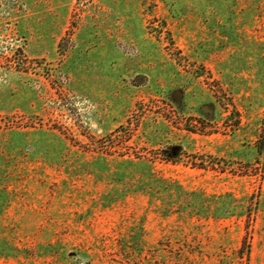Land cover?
<instances>
[{
    "label": "rangeland",
    "instance_id": "rangeland-1",
    "mask_svg": "<svg viewBox=\"0 0 264 264\" xmlns=\"http://www.w3.org/2000/svg\"><path fill=\"white\" fill-rule=\"evenodd\" d=\"M0 264H264V0H0Z\"/></svg>",
    "mask_w": 264,
    "mask_h": 264
},
{
    "label": "trees",
    "instance_id": "trees-1",
    "mask_svg": "<svg viewBox=\"0 0 264 264\" xmlns=\"http://www.w3.org/2000/svg\"><path fill=\"white\" fill-rule=\"evenodd\" d=\"M238 126V122H236V125ZM104 148H112V145L110 143H106L103 145ZM158 158L160 161L166 162V163H177L179 162L181 158L180 150H178L175 147H168L160 151L158 154ZM200 166H203L202 164Z\"/></svg>",
    "mask_w": 264,
    "mask_h": 264
}]
</instances>
